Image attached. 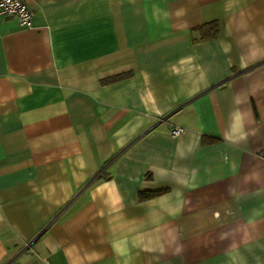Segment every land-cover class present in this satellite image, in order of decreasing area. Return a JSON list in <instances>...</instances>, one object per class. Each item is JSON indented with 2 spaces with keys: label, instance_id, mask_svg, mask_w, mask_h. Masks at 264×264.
<instances>
[{
  "label": "crops",
  "instance_id": "0c3cea01",
  "mask_svg": "<svg viewBox=\"0 0 264 264\" xmlns=\"http://www.w3.org/2000/svg\"><path fill=\"white\" fill-rule=\"evenodd\" d=\"M25 1L30 28L0 14V264H264V0Z\"/></svg>",
  "mask_w": 264,
  "mask_h": 264
},
{
  "label": "built area",
  "instance_id": "2783aa9c",
  "mask_svg": "<svg viewBox=\"0 0 264 264\" xmlns=\"http://www.w3.org/2000/svg\"><path fill=\"white\" fill-rule=\"evenodd\" d=\"M0 14L6 18H13L26 28L32 25L33 14L25 0H0ZM185 130L181 127H172L170 135L174 138L181 136Z\"/></svg>",
  "mask_w": 264,
  "mask_h": 264
},
{
  "label": "trees",
  "instance_id": "16d2710c",
  "mask_svg": "<svg viewBox=\"0 0 264 264\" xmlns=\"http://www.w3.org/2000/svg\"><path fill=\"white\" fill-rule=\"evenodd\" d=\"M195 31L199 33V40L214 39L218 36L219 26L217 23H210V24H206L205 26H202L201 28H198ZM121 78H123V76L106 80L104 83L110 84L113 83L114 81L120 80ZM154 195L156 194L140 193V199L144 201Z\"/></svg>",
  "mask_w": 264,
  "mask_h": 264
}]
</instances>
